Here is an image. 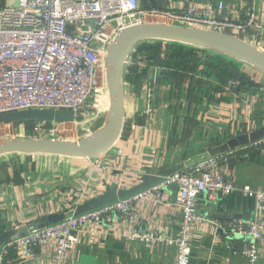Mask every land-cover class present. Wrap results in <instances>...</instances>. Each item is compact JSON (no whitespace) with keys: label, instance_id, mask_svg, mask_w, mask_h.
Returning a JSON list of instances; mask_svg holds the SVG:
<instances>
[{"label":"crops","instance_id":"obj_1","mask_svg":"<svg viewBox=\"0 0 264 264\" xmlns=\"http://www.w3.org/2000/svg\"><path fill=\"white\" fill-rule=\"evenodd\" d=\"M219 1L226 5L222 14L235 20H244L246 9L256 6L260 27L249 29L243 39L251 42L255 35L253 44L264 51V0H169L162 8L182 11L187 6L201 8ZM147 46H158L157 41L138 44L131 57L135 64L125 67V124L121 138L109 151L96 158L50 154L0 157V245L24 233L29 222L68 209L84 193L88 200L121 189V185L133 187L145 175H155L196 155L219 154L218 149L230 141L264 128L263 72L228 55L191 46L180 52L185 55L184 64L166 65L155 60L156 53H145ZM169 46L161 44L160 56L165 62L172 52ZM190 51L196 56L190 57ZM217 65L232 76L219 74L214 69ZM234 78L239 79L236 86L231 84ZM62 122L54 117L15 125L24 136L49 138L35 133L34 128H55ZM97 124L81 125L79 130L87 136ZM254 141L225 151L227 159L220 170L225 179L234 178L239 188L264 190V147L253 146ZM95 161L109 166L111 172L95 170ZM169 194L159 202L154 201L155 194L137 201L143 227L168 235L178 232L180 215L172 206L173 189ZM198 209L209 220L195 223L191 264H248L239 249L245 238L217 230L215 222L231 225L254 219L255 197L237 189L214 201L201 197ZM259 220L264 224V212ZM129 229L116 216L111 225L89 226L64 264H176L174 247L130 241L124 236ZM231 240L236 249L226 247ZM257 264H264V236Z\"/></svg>","mask_w":264,"mask_h":264},{"label":"built area","instance_id":"obj_2","mask_svg":"<svg viewBox=\"0 0 264 264\" xmlns=\"http://www.w3.org/2000/svg\"><path fill=\"white\" fill-rule=\"evenodd\" d=\"M225 8L223 1L175 11L146 9L140 0H0V116L32 109L71 111L74 125L63 121L58 127L39 126L33 131L51 139L77 137L81 133L79 126L99 123L109 107L106 57L119 31L154 19L228 32L241 38L249 29L260 27L256 6L246 9L244 20L223 15ZM255 38L253 35L251 40L254 42ZM136 47L128 65L135 64L131 57ZM231 84L236 86L238 81L232 80ZM78 116H83V120L79 121ZM16 130L13 122H0V136ZM252 145L264 147V136ZM226 159V152L212 155L101 208L43 228H27L0 245V264H64L89 226L98 227L104 222L111 225L115 216L130 227L124 235L128 240L174 247L176 264H191L195 223L209 220L199 214V199L214 201L237 189L255 197V218L231 225L215 222V226L233 238H245L239 249L248 264H257L264 236V224L259 220L264 212V190L239 188L234 178L225 179L220 164ZM93 168L111 172L101 161H95ZM120 180L125 181L124 177ZM169 189L174 191L172 206L179 209L180 215L178 232L173 235L143 227V214L136 208L137 201L153 194L157 202L164 195L170 197ZM85 195L69 208L83 203ZM226 247L236 249L232 240Z\"/></svg>","mask_w":264,"mask_h":264},{"label":"water","instance_id":"obj_3","mask_svg":"<svg viewBox=\"0 0 264 264\" xmlns=\"http://www.w3.org/2000/svg\"><path fill=\"white\" fill-rule=\"evenodd\" d=\"M146 9H161L162 3L169 5V0H141ZM154 40L175 42L193 47H200L210 51L228 55L239 61L253 66L264 73V51L257 45L228 32L173 24L162 20L141 21L119 31L111 43L106 57L108 65L107 84L109 91V107L102 120L92 132L79 139H51L44 137H13L0 138V157L7 154H50L78 158H96L109 151L121 138L125 124V67L132 50L143 41ZM56 117L58 121H74L71 111L63 110H25L11 114L1 115L0 122L35 121L41 119L51 120ZM79 121L83 116H78ZM264 136V128L243 135L220 147L218 151L225 152L229 149L246 144ZM220 152V153H221ZM213 154L196 155L181 163L158 171L155 175H145L142 181L130 188H121L112 192L98 195L85 200L74 208L47 214L27 224V228H43L50 224L60 222L73 215H80L95 210L144 190L179 169L193 165Z\"/></svg>","mask_w":264,"mask_h":264},{"label":"trees","instance_id":"obj_4","mask_svg":"<svg viewBox=\"0 0 264 264\" xmlns=\"http://www.w3.org/2000/svg\"><path fill=\"white\" fill-rule=\"evenodd\" d=\"M162 43H165L166 45H170L169 47H170V49L172 50V52H171V54H169V55H167V62H165L166 60L165 59H162V57L160 56V52H161V50H162V48H161V44ZM157 45L158 46H152V47H146L145 49L143 48H141L140 50H145V51H147V52H145V53H147L148 55H152V53H156V55H155V60H157V62H159L160 61V63L163 61L166 65H167V63H169V64H172V63H174V64H176L177 62H178V64H184V62H186V61H182V60H184L185 59V55L184 56H181L180 54V52L182 51V48L183 47H190L189 45H184V44H181V43H175V42H164V41H157ZM173 47V48H172ZM191 47H193V46H191ZM189 55H190V57H194V55H193V53H192V51H190L189 52ZM148 59V58H147ZM151 60V59H150ZM213 67V66H212ZM214 69L215 70H217V72L219 73V74H221V75H223L224 77H227V76H232V74L231 73H226V72H224V70H222L221 68H220V65H217V68L216 67H214ZM233 80H236V81H239V79L238 78H234ZM28 127H31L32 125L29 123L28 125H27Z\"/></svg>","mask_w":264,"mask_h":264},{"label":"rangeland","instance_id":"obj_5","mask_svg":"<svg viewBox=\"0 0 264 264\" xmlns=\"http://www.w3.org/2000/svg\"><path fill=\"white\" fill-rule=\"evenodd\" d=\"M194 56H196V54H194ZM196 59L199 60V58H196ZM202 59H203V58L201 57L200 60H202ZM73 130H74V129H73ZM85 135H86V134H82V133H80L79 136H77V137H73V136L70 135V137L65 138V140H66V139H75V140H79V139L85 137ZM3 137H7V138H13V137L27 138V136H26V135L24 136L22 133L19 132V130H16L15 133L4 134L3 136H2V135L0 136V138H3Z\"/></svg>","mask_w":264,"mask_h":264}]
</instances>
